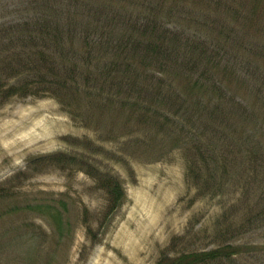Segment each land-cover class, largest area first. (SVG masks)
Masks as SVG:
<instances>
[{
	"label": "rangeland",
	"instance_id": "1",
	"mask_svg": "<svg viewBox=\"0 0 264 264\" xmlns=\"http://www.w3.org/2000/svg\"><path fill=\"white\" fill-rule=\"evenodd\" d=\"M125 25L182 52L219 46L209 72L223 91L205 89L199 110L195 92L186 116L167 117L150 65L134 114L82 88L0 96V264H154L227 243L239 251L226 264H264V0H0V75L42 63L55 42L40 28L57 26L76 52L67 63L96 70ZM183 74L164 75L175 104ZM111 179L125 192L116 208Z\"/></svg>",
	"mask_w": 264,
	"mask_h": 264
},
{
	"label": "trees",
	"instance_id": "2",
	"mask_svg": "<svg viewBox=\"0 0 264 264\" xmlns=\"http://www.w3.org/2000/svg\"><path fill=\"white\" fill-rule=\"evenodd\" d=\"M125 27L126 29H122L118 36H112V33H110L108 37V48H111L115 53V59L109 63L104 62L102 66H96V70L93 67V61H91L85 71L81 70L76 62L71 65L67 63L66 60L71 50L63 44L64 40H59V37L63 35L62 27H53L52 30H47L46 27L40 28L42 32L46 33L47 31L52 35L54 39L52 41L55 42V45L52 48L47 46L40 51L43 53V57L40 59L42 63H39L38 59L25 62V64L21 62L19 68L9 65L11 68L6 75H0V96L42 95L48 92L57 95V91L60 94L67 88L72 89L74 92H76V89L82 88L88 94H95L96 99L100 102L108 100L107 106L109 107L110 104L119 102L120 109H122L131 103V114H134L139 108L136 106L139 103L136 104L137 100H134L132 96L137 91H141L140 85H143L144 89L148 87L149 74L147 69L150 65L153 67V73L157 72L156 76H152L158 80L157 93L161 96L160 101L164 104V110L166 111L163 115L167 117L173 114V117L177 118H182V114L186 116L189 112L190 96L195 92L199 91L200 93L195 99L197 110H199L205 106L203 95L206 93L203 92L206 91L205 89H210L213 85L212 88L216 87L219 92L220 90L223 91L221 88L222 80L214 73L209 72L211 68L215 70L218 66V57L225 54V52H221L219 46L208 43H195L189 44V49L186 47V50L182 52L181 44L172 43L170 45L163 42L159 44L160 40L156 42L144 38L142 34H136L138 31L136 27L128 25H125ZM67 33L73 35L74 33H80V31L75 32V29L69 28ZM91 33L87 36L91 37ZM85 40L89 42L88 38ZM71 44L70 47L76 50L73 43ZM220 46L224 48L222 45ZM53 50H55V54L59 51V54H47V51ZM71 53L73 54L71 58H77L76 52ZM97 53H102L101 45ZM92 54L93 51L90 48L89 58L85 57V59H94ZM173 65L179 67L185 76L183 88H178L175 92L178 99L177 104L171 100L169 93L163 90L165 85L164 75L171 70ZM144 72L148 75H146V81L143 83L141 75H144ZM84 74L85 77L81 79L80 77ZM205 75L208 77L207 80L204 79ZM89 86H91L90 89ZM214 92L216 93V90ZM66 99L65 95V101L68 102ZM166 106L168 107L165 108ZM175 106L176 109H174ZM105 186L110 195V205L113 208L118 207L125 194L120 180L111 179L106 182ZM260 213L261 211L255 215L248 214V223H246L249 225L253 220L262 217ZM261 225L251 226V228L254 229ZM244 226L246 229V224ZM238 247L237 244L227 243L209 250L183 251L173 254V256L163 255L154 264H226L225 261L232 259L234 253L239 251ZM166 261H169V263Z\"/></svg>",
	"mask_w": 264,
	"mask_h": 264
}]
</instances>
